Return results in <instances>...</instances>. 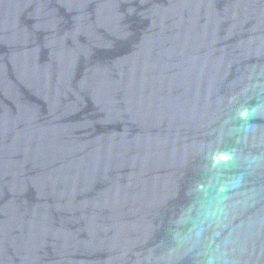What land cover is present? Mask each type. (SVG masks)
I'll return each mask as SVG.
<instances>
[{"label": "water", "instance_id": "1", "mask_svg": "<svg viewBox=\"0 0 264 264\" xmlns=\"http://www.w3.org/2000/svg\"><path fill=\"white\" fill-rule=\"evenodd\" d=\"M0 264H264V0H0Z\"/></svg>", "mask_w": 264, "mask_h": 264}]
</instances>
